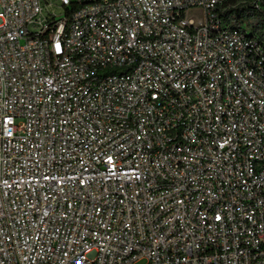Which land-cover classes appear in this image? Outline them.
Instances as JSON below:
<instances>
[{
	"label": "built area",
	"instance_id": "obj_1",
	"mask_svg": "<svg viewBox=\"0 0 264 264\" xmlns=\"http://www.w3.org/2000/svg\"><path fill=\"white\" fill-rule=\"evenodd\" d=\"M224 1L0 0V264H264V50Z\"/></svg>",
	"mask_w": 264,
	"mask_h": 264
},
{
	"label": "trees",
	"instance_id": "obj_2",
	"mask_svg": "<svg viewBox=\"0 0 264 264\" xmlns=\"http://www.w3.org/2000/svg\"><path fill=\"white\" fill-rule=\"evenodd\" d=\"M219 17L225 24L246 31L264 50V0H225Z\"/></svg>",
	"mask_w": 264,
	"mask_h": 264
},
{
	"label": "rangeland",
	"instance_id": "obj_3",
	"mask_svg": "<svg viewBox=\"0 0 264 264\" xmlns=\"http://www.w3.org/2000/svg\"><path fill=\"white\" fill-rule=\"evenodd\" d=\"M44 1L47 2L48 0ZM52 3L53 4L48 7V11L53 14H60L63 11V8L56 1H53ZM135 264H143V261L137 262Z\"/></svg>",
	"mask_w": 264,
	"mask_h": 264
},
{
	"label": "snow or ice",
	"instance_id": "obj_4",
	"mask_svg": "<svg viewBox=\"0 0 264 264\" xmlns=\"http://www.w3.org/2000/svg\"><path fill=\"white\" fill-rule=\"evenodd\" d=\"M58 50H59V48H58Z\"/></svg>",
	"mask_w": 264,
	"mask_h": 264
}]
</instances>
